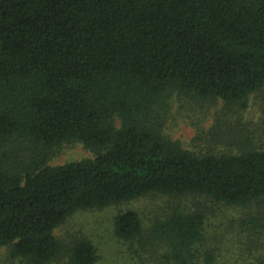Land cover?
<instances>
[{
    "label": "trees",
    "instance_id": "obj_1",
    "mask_svg": "<svg viewBox=\"0 0 264 264\" xmlns=\"http://www.w3.org/2000/svg\"><path fill=\"white\" fill-rule=\"evenodd\" d=\"M263 87L264 0H0V249L98 264L89 239L65 247L56 228L158 194L179 202L148 228L136 210L114 217L133 254L235 264L208 237L211 203L250 209L231 231L264 264V149L200 155L164 133L176 96L244 109ZM72 143L93 156L49 164Z\"/></svg>",
    "mask_w": 264,
    "mask_h": 264
},
{
    "label": "rangeland",
    "instance_id": "obj_2",
    "mask_svg": "<svg viewBox=\"0 0 264 264\" xmlns=\"http://www.w3.org/2000/svg\"><path fill=\"white\" fill-rule=\"evenodd\" d=\"M164 133L170 140L178 141L184 148L200 155L235 152L246 138L264 149V87L249 97L244 109L226 106L220 100L211 103L176 96L167 114ZM92 156L80 143L65 144L51 157L49 164L59 165ZM178 202L166 196L151 194L102 210L80 211L56 228L54 233L65 247L74 239H89L100 256L98 264H161L150 252L137 256L131 252L128 244L118 241L113 233V220L118 213L132 209L139 212L148 228L155 218L163 216ZM201 202L188 197L181 199L180 203L189 209ZM202 209L209 212L207 233L212 242L217 236L223 235L226 261L253 264L254 259L248 254L238 256L240 245L237 241L240 237L230 227L234 220L250 209H231L211 203L204 204ZM67 253L65 249L62 259L54 264H65ZM0 264L22 263L11 258L8 248H2Z\"/></svg>",
    "mask_w": 264,
    "mask_h": 264
}]
</instances>
